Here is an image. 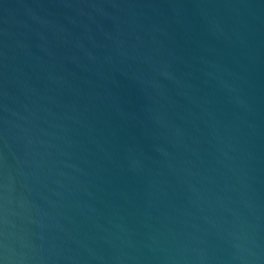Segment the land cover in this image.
I'll return each instance as SVG.
<instances>
[{
    "label": "water",
    "instance_id": "obj_1",
    "mask_svg": "<svg viewBox=\"0 0 264 264\" xmlns=\"http://www.w3.org/2000/svg\"><path fill=\"white\" fill-rule=\"evenodd\" d=\"M0 264H264V0H0Z\"/></svg>",
    "mask_w": 264,
    "mask_h": 264
}]
</instances>
